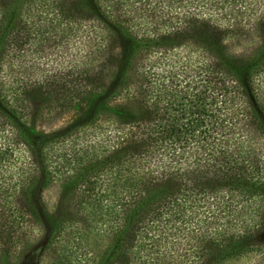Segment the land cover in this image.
Returning <instances> with one entry per match:
<instances>
[{"label": "trees", "instance_id": "1", "mask_svg": "<svg viewBox=\"0 0 264 264\" xmlns=\"http://www.w3.org/2000/svg\"><path fill=\"white\" fill-rule=\"evenodd\" d=\"M80 1L0 0V196L21 186L40 215L45 178L77 181L87 228L100 223L110 242L99 253L74 230L59 264H174L186 219L228 218L234 198L264 204V0H88L91 15ZM114 35L132 43H120L122 76L134 46L158 53L133 67L138 113H114L100 141L64 143L80 120L41 152L26 104L133 96L95 79ZM232 40L248 43L243 57Z\"/></svg>", "mask_w": 264, "mask_h": 264}, {"label": "rangeland", "instance_id": "2", "mask_svg": "<svg viewBox=\"0 0 264 264\" xmlns=\"http://www.w3.org/2000/svg\"><path fill=\"white\" fill-rule=\"evenodd\" d=\"M80 4L87 13H90L87 15H91L92 3L89 5L88 0H81ZM123 42L128 47L132 44L114 35L113 65L109 72L105 73L106 77L99 72L95 79L99 82V77H102L100 81L104 88H108L113 82V87L117 88V91L120 87V90L132 92L133 96L129 95L126 98L119 96L113 101H104L97 107L89 106L88 102H79L75 106L50 104L42 100L26 104L28 126L34 134L35 141H43L41 145H37L41 152H45L47 150L45 146L49 145L44 144L46 142L44 139L55 140L80 120L87 125L76 129L64 143L72 144L74 141L92 144V140L100 141L103 136L98 133H105L111 128V122L113 119L116 120L114 113L117 112V115L121 116L127 113L135 116L138 113L134 105L138 104L134 93L138 76L133 67L139 62L157 60L158 53H155L154 49L149 51V48L136 47L133 44L136 51L127 61L129 69L126 75L122 76L121 67L126 66L125 62L122 63L120 43ZM86 44L90 47L93 43ZM82 45H85V42ZM103 47L105 45L102 41L97 48ZM243 48L248 49V43L232 40L227 50L232 55L241 56L243 52L247 53ZM81 58L78 55L75 57L76 60ZM102 58L103 55H100L95 60L97 63H92L89 68L100 63ZM56 147L54 145L53 150ZM47 156L50 157L49 152ZM48 169L51 170L50 167ZM60 184L54 178L53 180L45 178L42 181L39 196L44 211L40 215L37 212L33 215L27 212V200L22 194L21 186L11 188L7 196H0V264H59L58 257L65 250H70L67 241H70V236L75 237L71 233L74 230H77L78 234L83 233L82 245L94 247L99 253L107 248L110 239L105 238L103 226L97 223L93 227L94 230L86 226L89 220L79 209V204L83 200L80 197L79 183L72 181L64 188ZM257 199L256 202L245 203L239 198H234L233 211L228 218L209 221L203 216H198L197 219H186L185 230L179 237V249L176 252L171 249L174 264H264V204L259 203ZM82 255L79 254V257L77 255L71 264L86 262L85 259L88 257Z\"/></svg>", "mask_w": 264, "mask_h": 264}]
</instances>
